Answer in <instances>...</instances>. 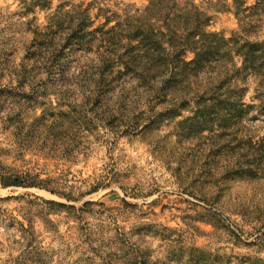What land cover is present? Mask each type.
<instances>
[{
	"label": "rangeland",
	"instance_id": "1",
	"mask_svg": "<svg viewBox=\"0 0 264 264\" xmlns=\"http://www.w3.org/2000/svg\"><path fill=\"white\" fill-rule=\"evenodd\" d=\"M120 2L142 7L148 0L108 4ZM210 14V31L229 38L238 29L232 13ZM45 21V13L27 11L23 0H0V161L51 179L75 200L0 186V264L19 256L27 242L54 264H220L228 258L236 264L243 257L264 264V157H245L247 134L261 139L264 123L179 137L175 127L182 119L146 129L151 107L133 100L118 103L117 93L96 111L83 103L72 81L95 61L94 53L71 54L65 61L66 81L44 87L33 80L44 71L32 59V31ZM24 64L32 85L22 88L17 76ZM250 85L249 98L255 89ZM57 94H63L61 99ZM40 95L49 97L37 101H52L48 123L59 128L50 135L42 132L37 118L42 110H34ZM116 106L135 113L111 117L108 110ZM10 118L17 121V130L7 127ZM58 148L57 157L42 153ZM247 161L263 170L257 178L235 175L233 169ZM36 197L67 208L54 214L49 210L55 207ZM14 221L27 229L32 225L27 241L5 228Z\"/></svg>",
	"mask_w": 264,
	"mask_h": 264
},
{
	"label": "trees",
	"instance_id": "2",
	"mask_svg": "<svg viewBox=\"0 0 264 264\" xmlns=\"http://www.w3.org/2000/svg\"><path fill=\"white\" fill-rule=\"evenodd\" d=\"M23 1L27 11L46 14L45 24L32 31V59L42 64L44 71L35 74L33 80L44 87H56L60 79L66 81L65 61L71 54L94 53L95 61L82 67L72 81H76L83 103L96 111L111 104L117 93L118 103L133 100L137 105L151 107L146 129L182 119L175 127L179 137L200 138L205 133L228 132L235 126L246 129L245 123L257 120L264 123V0H148L142 7L123 2L108 4L113 0H83L78 4L61 0L56 6L58 0ZM211 11L232 13L238 29L229 38L210 31ZM27 69L24 64L17 76L22 88L32 85L27 82L31 76ZM250 81L255 89L249 98ZM57 95V99L63 96ZM46 97L49 96L36 97L34 110H42L37 118L43 123L42 132L50 135L59 128L48 123L47 117L52 114L46 112L52 101H37ZM248 99L251 103H247ZM119 108L108 110V115L124 119L135 113ZM5 123L9 129H18L17 121L11 118ZM247 135L245 157H264V136L255 140ZM58 152L59 148L42 153L53 158ZM233 171L238 177L253 179L263 170L256 161H247ZM0 186L39 189L69 202L75 200L53 186L51 179L1 161ZM36 199L55 207L49 210L54 214L67 208L55 200ZM5 228L21 233V239L27 241L32 225L27 229L24 223L14 221ZM26 244L9 264H54L42 259V250L35 253ZM232 261L228 258L220 264H233ZM236 264L257 263L243 257Z\"/></svg>",
	"mask_w": 264,
	"mask_h": 264
}]
</instances>
